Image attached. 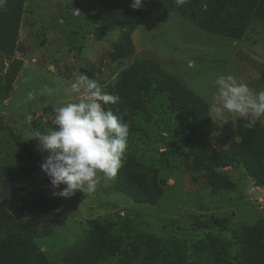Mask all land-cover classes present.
Wrapping results in <instances>:
<instances>
[{
  "label": "rangeland",
  "instance_id": "374dc122",
  "mask_svg": "<svg viewBox=\"0 0 264 264\" xmlns=\"http://www.w3.org/2000/svg\"><path fill=\"white\" fill-rule=\"evenodd\" d=\"M219 26L229 25L219 21ZM127 35L130 50L124 44ZM18 43L13 55L0 52V203L30 226L40 228L44 219L61 224L36 240L50 264H66L69 254H85L92 244L109 249L102 264H226L234 260L229 255H257L264 243V187L238 165L218 169L223 188L212 186L207 172L189 157L191 130L183 133L187 120L167 108L169 96L162 97L164 108H153V98L143 95L131 110L105 106L130 123L128 149L117 175L100 174L90 194L53 195L40 167L48 153L37 151L34 136L58 129L53 107L78 101L66 90L79 75L109 93L122 72L144 63L159 66L208 109L215 148L240 141L241 118L212 110L214 81L231 74L254 91L264 89V19L253 17L241 34H226L156 10L132 30L101 13L98 0H26ZM14 59L22 65L12 75ZM45 85L53 89L51 95L40 94ZM29 93L35 98L29 100ZM254 147L264 158V144ZM152 178L160 197L142 202ZM11 182L53 212L39 206L21 211L8 188ZM126 183L138 198L121 190ZM236 242L244 246L236 248Z\"/></svg>",
  "mask_w": 264,
  "mask_h": 264
},
{
  "label": "trees",
  "instance_id": "16d2710c",
  "mask_svg": "<svg viewBox=\"0 0 264 264\" xmlns=\"http://www.w3.org/2000/svg\"><path fill=\"white\" fill-rule=\"evenodd\" d=\"M25 1L6 0L4 6L0 7V52L7 56L13 55L19 49V30ZM144 2L140 9H133L130 7L132 0H98V8L101 13L124 22L132 30L141 23L146 14L156 10L175 12L203 30H214L226 34H241L253 17L264 19V0H187L183 6H178L175 0H144ZM204 5H207L206 9ZM219 21L229 26L221 27ZM124 44L129 50L133 47L129 35L124 38ZM118 46L120 47V44ZM21 65V60L14 59L10 73L15 75ZM109 94L118 97L117 103L113 106L128 110L138 106L140 95L146 97V100L153 98L152 107L155 109L158 106L164 108L162 97L169 96L168 107H166L187 120L183 133L191 130L186 140L190 144L189 157L193 158L197 169L207 172L212 186L223 188L218 169L238 165L257 179V185L264 187V158L254 147L255 143L264 144V127L256 124L254 128H249L248 121L241 119L239 122V128L243 129L240 132L241 140L234 141L223 149L215 148L210 141L213 122L208 109L195 95L184 89L170 76L164 75L157 65L149 67L139 63L125 70L115 85L109 87ZM140 109L137 108V110ZM166 161L170 167L168 156ZM127 183L121 186V190L128 196L138 198V193L132 192L131 186ZM149 184L147 187L149 189L142 198V202L145 203L155 201L161 194L156 190L153 178ZM8 188L13 192L12 199L22 205L21 211L25 210V207L31 209L39 206L47 212H53L51 206L35 203L28 197L23 186L11 182ZM151 189L155 191L152 192V196H149ZM58 225H61L58 221L44 219L42 227L30 226L15 218L11 211L0 203V264H50L37 247L36 240L50 235ZM235 244H237L236 248L244 246L241 242ZM257 250L259 251L254 257H248V254L244 252H240L235 258L229 255V259L234 260L226 264H264L262 256L264 243L258 244ZM108 251L107 247L92 244L85 254H69L66 264H102L108 257Z\"/></svg>",
  "mask_w": 264,
  "mask_h": 264
},
{
  "label": "clouds",
  "instance_id": "9594fccd",
  "mask_svg": "<svg viewBox=\"0 0 264 264\" xmlns=\"http://www.w3.org/2000/svg\"><path fill=\"white\" fill-rule=\"evenodd\" d=\"M187 0H175L183 6ZM6 0H0L3 7ZM144 0H132L133 9H140ZM215 103L212 110L217 115L225 112L248 121L254 128L264 123V89L254 91L234 75H219L215 81ZM76 94L78 101L53 107V124L58 129L37 132V151L48 153L40 167L50 179L53 195L70 198L79 190L94 192L103 177L113 178L123 167L128 149L130 123L123 115L114 114L105 106L116 104L118 97L102 90L99 83L86 74L79 75L66 90ZM47 85L40 94L51 95ZM29 100L34 99L29 93ZM61 185L64 187L61 189Z\"/></svg>",
  "mask_w": 264,
  "mask_h": 264
}]
</instances>
